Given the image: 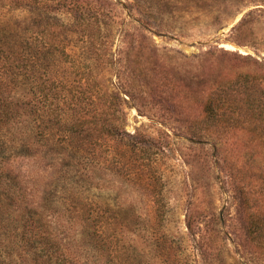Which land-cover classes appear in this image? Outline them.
<instances>
[{"label":"rangeland","instance_id":"374dc122","mask_svg":"<svg viewBox=\"0 0 264 264\" xmlns=\"http://www.w3.org/2000/svg\"><path fill=\"white\" fill-rule=\"evenodd\" d=\"M212 92L264 102V0H0V264H51L31 247L53 236L75 264L120 246L164 264L166 238L194 262L186 216L219 232L211 264H264L242 202L264 216V150L241 130L259 123H208ZM80 117L101 128L75 134L76 162L56 121Z\"/></svg>","mask_w":264,"mask_h":264},{"label":"trees","instance_id":"16d2710c","mask_svg":"<svg viewBox=\"0 0 264 264\" xmlns=\"http://www.w3.org/2000/svg\"><path fill=\"white\" fill-rule=\"evenodd\" d=\"M246 79V78H245ZM224 96H227L225 91H222ZM220 97L217 92L210 93L204 103H203V116L207 117L208 123L215 125L224 124V126L229 127L232 121L233 123L236 122L237 118L241 117L245 120H249L251 117H254L257 122L259 123V131L258 133H252L253 129L256 127H249L247 125L242 124L241 130H245L246 133H250L249 137L246 141L249 143L252 140H255L257 143L258 150H264V102L259 101L257 103L251 102H241V104H237L234 100L228 102L221 99H217ZM231 121V122H230ZM9 119L5 120L0 117V132L2 129L7 127ZM57 124L65 125L68 127L67 131L69 135L65 136L64 139L67 144L63 147L67 150V156L69 158H73L76 162L80 160L82 157L80 155L81 151L74 152L76 149L73 146V142L76 140L75 134H80L83 128H88L90 130H97V128H101L98 122H92L90 120L86 121L83 118H79L75 121L66 122V121H56ZM219 123V124H216ZM241 123H245V121H241ZM247 124V123H246ZM234 126V125H233ZM209 128V126L207 127ZM2 136V135H1ZM244 136V135H243ZM23 146L25 147H34V140L32 139L31 135L27 136L22 142ZM53 147L56 148V145L53 144ZM57 151V150H56ZM243 205H245L244 213L246 215L247 221V233L251 237V240H258L260 238L264 239V216L260 214V211L256 209L258 205L252 204L248 205V200L245 198L242 200ZM255 208V209H253ZM98 222L102 219V217L95 216ZM103 229L102 234L106 236L107 244L112 245V242L117 240L115 234H118L117 228L120 229L126 224L131 223V219L125 216H116V217H108L105 218L103 222ZM100 225V223H99ZM101 226V225H100ZM100 228V227H99ZM186 228H187V236L190 238L192 243H194L193 249L195 250V257L197 260L192 262L189 261L188 255L186 254V249L183 247V244L175 243L171 241V239H167L165 244H163L165 250V256L163 259L164 264H211L210 261H207L208 257L211 255L209 254L210 251H214L217 254L221 253V250H218L221 246L218 242L221 240L219 238V232H208L204 231L200 233L198 228L191 227L190 216H186ZM94 230V227H92ZM114 232V233H113ZM94 236L102 237L100 231L99 233H94ZM34 250H39V252L43 251L46 252L45 256L47 257L48 261H51V264H75L72 262V258L70 255L66 254L65 249H63L62 243L56 239V237H49L47 242L44 245H38V247H31ZM116 255L118 258L117 264H154L149 262L148 260L145 261L144 256H140L144 261H142L139 257L135 255L134 261L129 262L126 258L127 250L126 247L120 246L116 247ZM107 250L111 251V249ZM112 252V251H111ZM42 253V252H41ZM209 262V263H208Z\"/></svg>","mask_w":264,"mask_h":264}]
</instances>
